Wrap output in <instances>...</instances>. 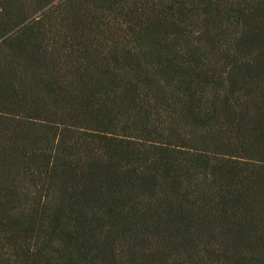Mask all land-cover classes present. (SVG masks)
<instances>
[{"label":"trees","instance_id":"obj_1","mask_svg":"<svg viewBox=\"0 0 264 264\" xmlns=\"http://www.w3.org/2000/svg\"><path fill=\"white\" fill-rule=\"evenodd\" d=\"M0 0V264H264V0Z\"/></svg>","mask_w":264,"mask_h":264},{"label":"rangeland","instance_id":"obj_2","mask_svg":"<svg viewBox=\"0 0 264 264\" xmlns=\"http://www.w3.org/2000/svg\"><path fill=\"white\" fill-rule=\"evenodd\" d=\"M56 3H57V0H54L51 3H47L45 5V7H43L42 9H40L39 11H37L36 13H34L31 18L33 19V18L39 16L40 14L46 12L50 8V6H52V5L56 4Z\"/></svg>","mask_w":264,"mask_h":264}]
</instances>
